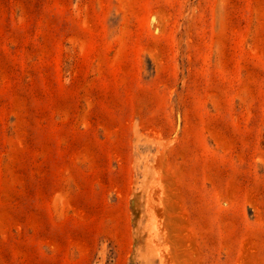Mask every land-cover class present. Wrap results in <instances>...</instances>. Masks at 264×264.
Instances as JSON below:
<instances>
[{
  "label": "rangeland",
  "instance_id": "rangeland-1",
  "mask_svg": "<svg viewBox=\"0 0 264 264\" xmlns=\"http://www.w3.org/2000/svg\"><path fill=\"white\" fill-rule=\"evenodd\" d=\"M0 264H264V0H0Z\"/></svg>",
  "mask_w": 264,
  "mask_h": 264
}]
</instances>
